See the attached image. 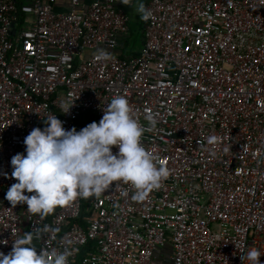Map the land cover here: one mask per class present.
Instances as JSON below:
<instances>
[{"label": "built area", "instance_id": "built-area-1", "mask_svg": "<svg viewBox=\"0 0 264 264\" xmlns=\"http://www.w3.org/2000/svg\"><path fill=\"white\" fill-rule=\"evenodd\" d=\"M134 1L0 0V252L47 224L37 252L67 248L68 264H250L264 253V0H146L141 50L121 56ZM116 94L170 170L158 189L136 201L118 180L43 217L4 198L32 128L98 122Z\"/></svg>", "mask_w": 264, "mask_h": 264}, {"label": "clouds", "instance_id": "clouds-1", "mask_svg": "<svg viewBox=\"0 0 264 264\" xmlns=\"http://www.w3.org/2000/svg\"><path fill=\"white\" fill-rule=\"evenodd\" d=\"M136 11L143 20L151 16L142 0L137 3ZM97 58L107 60L109 54L98 49ZM72 105L63 113H68ZM146 119L147 130L154 128L157 121L153 116ZM45 121L43 128L34 127L24 137V151L10 158V175L15 182L4 196L13 206L26 204L31 214L43 217L77 197L99 196L118 180L136 190L132 200L142 201L170 174L165 164H158L153 151L141 142L146 126L134 118L124 95H114L103 108L99 121L79 130L74 126L65 128L64 121L56 115ZM216 139L211 136L208 142ZM113 146L117 148L115 153ZM3 175L7 177L8 173ZM55 231L58 229L45 224L17 236L9 252H0V264H68L67 248L64 251L40 248L37 252L34 241ZM261 255L264 253L259 249L251 248L246 258L250 264H264L259 260Z\"/></svg>", "mask_w": 264, "mask_h": 264}, {"label": "rangeland", "instance_id": "rangeland-1", "mask_svg": "<svg viewBox=\"0 0 264 264\" xmlns=\"http://www.w3.org/2000/svg\"><path fill=\"white\" fill-rule=\"evenodd\" d=\"M137 1L134 2L133 13L134 17L129 22L130 35L127 39L125 52L128 53L130 50L136 51L142 45V33L145 29V22L139 17V13L136 11Z\"/></svg>", "mask_w": 264, "mask_h": 264}, {"label": "crops", "instance_id": "crops-1", "mask_svg": "<svg viewBox=\"0 0 264 264\" xmlns=\"http://www.w3.org/2000/svg\"><path fill=\"white\" fill-rule=\"evenodd\" d=\"M136 1L139 2V0H135L134 2H136ZM142 2H143V1H142ZM118 4H119L120 6H122V7H124V8H127L128 2H124V0H118ZM134 6H135V5L133 4V6L131 7V9L128 8V10L130 11L131 18H133V17L135 16L134 13H133L134 11H133V9H132ZM139 15L141 16L140 13H139ZM142 34H143V33H142ZM125 43H127V42H125ZM125 43H124V42L121 43V45H120V47H119V50H118L119 53H123V54H125L124 56H127V57H133V56H136V55L139 54L142 45H141V47H140L138 50H136V51L130 50V52L126 53L125 51H122L123 49H125V48H124ZM142 44H143V42H142ZM92 121H95L93 114H90V113H85V114H83V115L78 119V121H77V128H78V130H79L80 128L86 126L87 123L92 122ZM167 250H168V251L170 250L169 247L167 248Z\"/></svg>", "mask_w": 264, "mask_h": 264}, {"label": "trees", "instance_id": "trees-1", "mask_svg": "<svg viewBox=\"0 0 264 264\" xmlns=\"http://www.w3.org/2000/svg\"><path fill=\"white\" fill-rule=\"evenodd\" d=\"M143 3L145 4L146 0H142ZM140 17V15H139ZM142 42H143V34H142ZM126 46V43L124 45V47ZM122 51H125V49H123ZM121 56L125 55L123 53H120ZM85 250H89V251H94L95 250V242H90L85 248H83L82 250V255L84 254V252H86Z\"/></svg>", "mask_w": 264, "mask_h": 264}]
</instances>
